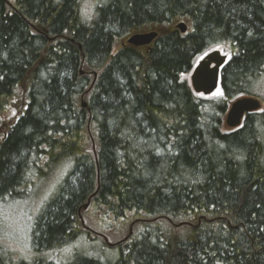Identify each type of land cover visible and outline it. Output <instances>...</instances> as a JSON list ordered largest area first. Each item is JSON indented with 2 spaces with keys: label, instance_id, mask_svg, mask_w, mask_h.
I'll return each instance as SVG.
<instances>
[{
  "label": "trees",
  "instance_id": "obj_1",
  "mask_svg": "<svg viewBox=\"0 0 264 264\" xmlns=\"http://www.w3.org/2000/svg\"><path fill=\"white\" fill-rule=\"evenodd\" d=\"M85 1L0 0V206L42 198L0 264H264V111L221 130L264 99V0ZM218 46L221 96L197 97L180 77Z\"/></svg>",
  "mask_w": 264,
  "mask_h": 264
},
{
  "label": "rangeland",
  "instance_id": "obj_2",
  "mask_svg": "<svg viewBox=\"0 0 264 264\" xmlns=\"http://www.w3.org/2000/svg\"><path fill=\"white\" fill-rule=\"evenodd\" d=\"M93 6H94V3L92 2V0L84 2L82 10L85 13L86 17H89L93 13V9H92ZM179 23H184L187 27V32H188V30L190 29V24L187 20H178L172 26L168 27V29H171V27L174 28L175 25L177 26ZM161 29H167V28L152 26L151 28L147 27L136 33L148 32L151 30L159 31ZM124 43H126V40L119 42L117 45L115 44L114 52L119 48L120 44H124ZM213 50H218L222 54H225L227 56V59H229L230 57V49L227 46H218L212 49L211 51ZM206 54L200 56L196 60L195 66L204 58ZM190 76H191V72L181 76L180 80L186 81L189 84ZM259 88L262 90V93H263L262 97L264 98V77L262 78L260 82ZM220 95H221V91L218 89L211 96L207 98L219 97ZM196 96L203 97L201 95H196ZM260 101L262 102V105H261L259 112H263L264 111V99ZM16 117H17V112L14 110V108H9V110L4 115L3 121L15 120ZM221 130L225 133L231 132V130L228 129L224 125V123L222 124ZM37 188H40V187H37ZM36 194L37 192L35 189L32 193L31 199H27V201L25 200V202H14L13 204L0 206V243L5 248L9 249L14 254H16L18 258L25 257L26 254H28V252L30 251L29 244H28V236H29V232L32 226L33 219L36 217V215L39 214V212L38 213H35V212H36L37 207L39 206L40 200L42 199V198L41 199L39 198L38 200L35 199ZM42 194L43 193H41V195ZM97 244H101V242H97ZM78 247L84 248L83 252L88 253V251L86 250L89 248L87 244L82 243V244H79ZM73 248H74V245L62 250L61 252L57 253V255L63 258ZM64 262L65 261H62L60 262V264H63Z\"/></svg>",
  "mask_w": 264,
  "mask_h": 264
},
{
  "label": "water",
  "instance_id": "obj_3",
  "mask_svg": "<svg viewBox=\"0 0 264 264\" xmlns=\"http://www.w3.org/2000/svg\"><path fill=\"white\" fill-rule=\"evenodd\" d=\"M176 29L182 34L187 31L184 23H179ZM157 36V32L134 34L127 39V44L133 47L148 46ZM226 58V55L215 50L206 55L193 68L189 87L195 95L209 97L220 88V74L223 66L227 62ZM82 105L84 108L86 107L85 103ZM261 105V101L255 97L246 96L235 99L227 109L224 125L230 130L238 129L242 125L244 117L247 114L258 112Z\"/></svg>",
  "mask_w": 264,
  "mask_h": 264
}]
</instances>
